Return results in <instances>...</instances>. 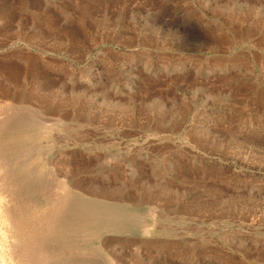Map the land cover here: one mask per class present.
Wrapping results in <instances>:
<instances>
[{
	"label": "rangeland",
	"instance_id": "obj_1",
	"mask_svg": "<svg viewBox=\"0 0 264 264\" xmlns=\"http://www.w3.org/2000/svg\"><path fill=\"white\" fill-rule=\"evenodd\" d=\"M0 171L28 264H264V0H0Z\"/></svg>",
	"mask_w": 264,
	"mask_h": 264
},
{
	"label": "bare ground",
	"instance_id": "obj_2",
	"mask_svg": "<svg viewBox=\"0 0 264 264\" xmlns=\"http://www.w3.org/2000/svg\"><path fill=\"white\" fill-rule=\"evenodd\" d=\"M6 110H8V109H6ZM5 121H3V123ZM19 121H20V119H19ZM19 123L17 125L21 124V123L20 124ZM7 124H8V122H7ZM8 125L10 126V124H8ZM13 127H15V126H13ZM17 127H19V126H17ZM17 127H15V128H17ZM5 128L7 129V127H5ZM17 129H20V127L17 128ZM20 165H21V163H20ZM23 166L27 167L26 164L22 165V167ZM22 169H24V168H22ZM0 172H2V171H0ZM4 175H3V177H4ZM3 177L1 178V176H0V264H28L30 257L28 256V254L26 252L27 250H26L25 247L31 243L30 241H32V240L34 241V238H33L34 237V235H33L34 233L32 234L33 235V237H32L33 239H30V241L27 239L28 240L27 245H26V243L23 244V245H25V247L24 246L15 247V250H14L13 247H10V246L8 247L7 246L9 243H7L6 240H8L9 237L11 238V236H14L13 233H14V228L16 226L19 227V229L17 230L18 236L21 237V239H22V238H25L23 236H24L25 233L28 232L29 229L33 230V228H37L36 231L39 234V232H41V230H43V228H45V229L47 228V224L45 223V225H44V224H42L41 221H39V220L36 221V219L32 221V225L33 226L31 224H26L25 223L26 220L31 219V217H34V214H36L35 213V204H34L35 201L33 202V200H31L30 198H27L26 196L17 197L13 193V191H11V188L9 187V185L6 184L4 182V180H2ZM7 183H10V182H8V180H7ZM11 187H12V185H11ZM35 200L38 201L36 198H35ZM11 211L14 212V214L12 213V217L10 218ZM57 215L58 214H56V213H52V214L49 213V215H48L49 218L48 219H51V222L54 224L56 221L53 218L56 216V219H57L59 217ZM3 219H4V222H3ZM9 219L11 220V222H9ZM52 219H53V221H52ZM13 223L16 224L15 227H14ZM43 235H45V234H43ZM27 236H29V235H27ZM25 240H26V238H25ZM18 243H20V242L18 241ZM22 243H20V244H22ZM13 244H14V242H13ZM29 247H30V245H29ZM31 259L34 260V258H31ZM33 262L34 261H32V263ZM34 264H35V262H34Z\"/></svg>",
	"mask_w": 264,
	"mask_h": 264
}]
</instances>
